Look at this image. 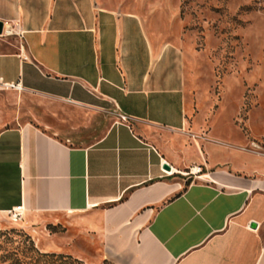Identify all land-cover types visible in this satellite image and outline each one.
Masks as SVG:
<instances>
[{
  "label": "crops",
  "instance_id": "1",
  "mask_svg": "<svg viewBox=\"0 0 264 264\" xmlns=\"http://www.w3.org/2000/svg\"><path fill=\"white\" fill-rule=\"evenodd\" d=\"M0 22V214L67 215L113 264H264V165L189 141L184 64L148 23L108 0H0Z\"/></svg>",
  "mask_w": 264,
  "mask_h": 264
},
{
  "label": "rangeland",
  "instance_id": "2",
  "mask_svg": "<svg viewBox=\"0 0 264 264\" xmlns=\"http://www.w3.org/2000/svg\"><path fill=\"white\" fill-rule=\"evenodd\" d=\"M108 2L137 13L158 43L180 56L189 141L211 143L215 159L229 158L235 166L264 165V0ZM10 93L13 116L42 126L48 102L19 89ZM191 176L184 169V184ZM35 251L113 264L102 258L100 240L67 215L26 227L0 214V264H64L54 258L35 262Z\"/></svg>",
  "mask_w": 264,
  "mask_h": 264
},
{
  "label": "trees",
  "instance_id": "3",
  "mask_svg": "<svg viewBox=\"0 0 264 264\" xmlns=\"http://www.w3.org/2000/svg\"><path fill=\"white\" fill-rule=\"evenodd\" d=\"M35 262L38 261V259H44V258H48V259H52L53 260H60L61 262H63L64 264H81L78 260L76 259H71L69 255H62V254H57L55 255L54 253H39L37 251H35Z\"/></svg>",
  "mask_w": 264,
  "mask_h": 264
},
{
  "label": "built area",
  "instance_id": "4",
  "mask_svg": "<svg viewBox=\"0 0 264 264\" xmlns=\"http://www.w3.org/2000/svg\"><path fill=\"white\" fill-rule=\"evenodd\" d=\"M7 88L17 89L18 85L17 84H10L7 86ZM200 171H201V169L198 167L197 172H200ZM19 211H20V207L17 206L14 209H12L11 211H8V214L10 215L12 220H16L19 218Z\"/></svg>",
  "mask_w": 264,
  "mask_h": 264
},
{
  "label": "water",
  "instance_id": "5",
  "mask_svg": "<svg viewBox=\"0 0 264 264\" xmlns=\"http://www.w3.org/2000/svg\"><path fill=\"white\" fill-rule=\"evenodd\" d=\"M1 26H2V23L0 22V31H1ZM163 168L166 170H170V166L166 163L163 164ZM255 226H256V223L254 221L250 223L251 228H255Z\"/></svg>",
  "mask_w": 264,
  "mask_h": 264
},
{
  "label": "bare ground",
  "instance_id": "6",
  "mask_svg": "<svg viewBox=\"0 0 264 264\" xmlns=\"http://www.w3.org/2000/svg\"><path fill=\"white\" fill-rule=\"evenodd\" d=\"M193 171H194V172L197 171V167H194V170H193Z\"/></svg>",
  "mask_w": 264,
  "mask_h": 264
}]
</instances>
